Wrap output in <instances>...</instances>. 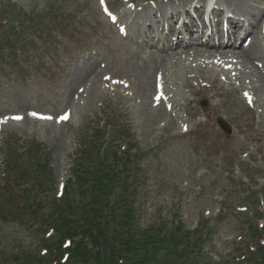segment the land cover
<instances>
[{"label":"rangeland","instance_id":"obj_1","mask_svg":"<svg viewBox=\"0 0 264 264\" xmlns=\"http://www.w3.org/2000/svg\"><path fill=\"white\" fill-rule=\"evenodd\" d=\"M154 1L106 0L111 16L103 0H5L15 20L0 6V39L12 30L20 41L0 45V264H42L25 256L61 247L63 231L49 236L24 201L32 192L48 213L73 180L66 208L77 218L78 203L93 197L73 185L81 138L105 127L94 153L100 161L114 151L121 157L110 200L117 208L102 205L96 224L140 250L103 263L84 254L68 264H264V231L257 230L264 226V80L255 71L264 66V0H231L261 16L257 24L263 19L252 42L262 58L255 66L199 50L151 54L159 48L143 38L153 36L150 22L163 2ZM174 4L164 15L187 5ZM20 11L31 20L22 21ZM142 19L148 21L140 30L135 22ZM63 26L70 34H61ZM161 27L152 25L158 36ZM65 112L69 120L57 121ZM218 116L233 126L230 136ZM10 146L19 152L11 167ZM32 146L38 153L31 156ZM89 165L104 170L95 158ZM66 225L76 223L70 218ZM177 228L189 242H178ZM67 244L59 251L65 254Z\"/></svg>","mask_w":264,"mask_h":264},{"label":"trees","instance_id":"obj_2","mask_svg":"<svg viewBox=\"0 0 264 264\" xmlns=\"http://www.w3.org/2000/svg\"><path fill=\"white\" fill-rule=\"evenodd\" d=\"M8 8V6H5V9ZM7 10V9H6ZM15 9L13 8V10H10V17L11 19H16L15 18V14L12 13ZM21 15L22 17V21H27V20H31L27 17V15L23 12H19L18 16ZM25 18V19H23ZM19 21V19L17 20ZM16 30V27L13 29V31ZM30 29H26L25 31H29ZM11 35L13 36L14 33L8 34L7 33V40L4 39H0V45H13V44H19L20 41H18L17 39H15V41H13V39L11 38ZM31 43V41L29 43H26V45H29ZM104 137V134H102L101 132H98L97 135L94 136L92 143H96L97 141L102 140ZM86 140V139H85ZM84 140V141H85ZM32 150H31V156L33 154H37L38 152H34L35 147L32 146ZM84 147V146H83ZM41 148L39 153L41 154ZM18 153V151L14 150L12 146H10L9 149V153H8V157H9V162H7L9 165V167H11L14 162H16V160L13 159L14 156H16V154ZM23 156V155H22ZM42 156V155H41ZM114 157V156H113ZM21 159V157H20ZM91 159V158H90ZM114 159V158H113ZM12 160V162H11ZM93 160V159H92ZM110 157L107 160H103L101 163L99 161L100 166H104V170L100 169V170H86V164H82L81 168L77 169L75 172V183H73L74 186H85V184L87 183V181H89L91 190L90 191H85V192H91L93 194L92 197V201L90 204L88 203H78V208L79 211L77 215H79L77 218H73L71 216L76 217L75 215H71L72 213H69L66 208L67 203H69V193L66 191L65 195L58 200H55V202L52 203L53 205V209L51 211H49L48 213H43L39 207V204L37 203L38 199L37 196L33 197L32 192L29 193V195H27V198L24 202L28 203L29 205H31V209H33L35 212H37V217L35 216L36 220H38V218H42L43 219V224L44 226H49L47 233L52 229L53 231L58 232V231H63V236L65 237L64 241L66 240H72L74 242V240L76 238H78L79 236H83L81 237V239H78V243H74V247L69 250L70 252H72V256H73V260L77 261L78 259H80L82 256H87L90 257L91 259H95L94 261H109L111 260L113 257L120 258L123 255H128L131 252L134 253L133 248L131 247V244L129 242H124L122 241V239L118 240V238L116 237V235L112 234V232H105L104 229L100 228V226L98 224H96V216L98 215V213H102L103 208L102 205H107L110 209H115L116 204L113 205V203H110V200L112 201V195L113 192L115 191V186L113 185V174H116V172H114L115 169V163H113V166L110 163ZM117 160V158H116ZM39 164L43 163L41 166L45 167L48 166L47 162H44L41 160V158L38 159ZM19 162L17 161L16 164H18ZM8 167V169H9ZM79 167V166H78ZM89 167V166H88ZM84 168V169H83ZM27 169H29V167H27ZM31 170H35L34 168H32ZM88 173V175H87ZM31 180V179H30ZM72 184V182H71ZM71 184L69 185V187L71 186ZM68 187V189H69ZM80 193L82 195H84V188L80 189ZM37 191V189H36ZM21 204H19L20 206ZM71 205H74L73 202H71ZM113 205V206H112ZM65 209V210H63ZM106 209V208H105ZM119 209V208H118ZM71 210V209H70ZM108 211V210H107ZM112 213L114 214L115 212L112 211ZM47 214V215H46ZM111 214V213H109ZM108 215V213H107ZM112 215V214H111ZM39 216V217H38ZM72 218L75 223L76 226H72V227H68L66 225V223L69 222V219ZM79 229V231H78ZM179 228H177L175 230V232L173 231L174 234L179 233ZM191 234V233H188ZM78 236V237H76ZM177 239L179 240L178 242L183 243V240L188 241V238H181L179 237L177 234ZM63 237V238H64ZM63 238L59 240V243L61 244V242L63 241ZM63 241V242H64ZM62 242V244H63ZM61 244V247H62ZM61 247L59 249H52V252L50 250H48V253H44L43 257L37 255L36 257H33L32 253L27 254L25 257L29 258L31 260H36L37 262H40L42 264H55L56 262H60L61 258L63 257L64 251H59L61 249ZM64 248V247H63ZM145 248V247H144ZM50 249V248H48ZM53 251H56L57 254H54ZM85 254V255H84ZM117 264V263H116Z\"/></svg>","mask_w":264,"mask_h":264},{"label":"bare ground","instance_id":"obj_3","mask_svg":"<svg viewBox=\"0 0 264 264\" xmlns=\"http://www.w3.org/2000/svg\"><path fill=\"white\" fill-rule=\"evenodd\" d=\"M174 1L175 0H166V1L163 0V2L157 3L158 9L153 14L155 15L156 12L157 13L162 12L166 6H169L170 10L175 8ZM188 1L189 0H180V3L184 6L187 4ZM200 1L203 2V0H200ZM230 3L233 4V6H234V11H233L234 13H231V14H233V16H234L233 20L235 21L236 25H234L235 29H232L228 33L227 38L225 37V34L223 36L222 31L217 30L216 32L213 31L211 36H208L206 42H204L203 39H201V38H193L192 35H190V37H189L191 39H187L186 35L188 33L194 32V30H193L194 27H191V25H187L184 23V26L186 27L185 32H182L181 30L178 31L177 30V23L179 21H181V17H179V15L177 14L176 16L172 15V19L174 20L175 23L170 24L169 28L164 27V29L162 30V32H164V37L159 38L158 35L155 34V31L153 30V28L151 26L149 30H152L154 32V34L152 37L145 35L143 38L144 43H145V45H149L150 48L155 47V45L157 43H160L162 48L159 49L158 51L151 53V54L159 56L161 58L170 57L173 54H177V53H181V52L187 53V54H188V52L196 53L197 52L196 50H199L198 54L200 52L201 55H203L202 53L212 54L211 56L210 55H204V56H208L210 58L213 57V54H218L217 56H224V57H230V58L236 59L237 65H238V63H239V65L241 63L242 64L247 63L249 65H254L261 58V54H260L259 50L257 52V49H258L257 43L253 44L252 42H255V41L257 42V38L259 36V31H260V25L262 24L263 19L260 20V23H258V24L253 19L257 20L261 16H264L263 15L264 12L261 14L260 17H258L256 15H254L253 13L248 12L247 10H244L243 8H241V5L232 3L231 0L230 1L228 0V3L226 5L227 6L230 5ZM186 15L188 16L187 11H186ZM241 17L246 18L244 22L241 23L240 21H236V19H240ZM233 20H232V22H234ZM145 22L146 21L143 19L137 20L135 22V25L138 29L142 30L144 28ZM141 23H143V24H141ZM167 32H169V35H173V36L176 35L177 40L175 42L173 40H171L174 37H170V39H169ZM200 33L202 35L204 33L203 30L200 31ZM208 33H209V30L205 34L208 35ZM218 34L222 35V37H220V41H216ZM248 34L250 36L247 37ZM180 37H182V39ZM249 37L252 39L250 40L249 43H247L248 45H247L246 49H244L243 47H245L244 45L248 41ZM132 38H133L132 36H129V37L125 36L124 37L125 40H128V39L132 40ZM129 49L131 50L132 53L135 51L131 47ZM260 61H262V58ZM249 67H251V66H249ZM261 68L262 67L258 65V68H255V71L257 74H259L258 77L260 78V80H264V73L262 72V70H260ZM263 68H264V66H263ZM89 70H91V71L95 70V66H94V68H90ZM253 74H255V73H253ZM257 74H256V76H257ZM262 86H264V83H262ZM257 89L258 88H254V91H256V92L258 91V93H259L260 89H258V90Z\"/></svg>","mask_w":264,"mask_h":264},{"label":"water","instance_id":"obj_4","mask_svg":"<svg viewBox=\"0 0 264 264\" xmlns=\"http://www.w3.org/2000/svg\"><path fill=\"white\" fill-rule=\"evenodd\" d=\"M218 123H219L220 127H221L226 133H228V134L231 133V127H230V125H229L226 121H224L223 119L219 118V119H218Z\"/></svg>","mask_w":264,"mask_h":264},{"label":"snow or ice","instance_id":"obj_5","mask_svg":"<svg viewBox=\"0 0 264 264\" xmlns=\"http://www.w3.org/2000/svg\"><path fill=\"white\" fill-rule=\"evenodd\" d=\"M33 115H35V113H33ZM14 119L19 120V119H21V117H14Z\"/></svg>","mask_w":264,"mask_h":264}]
</instances>
